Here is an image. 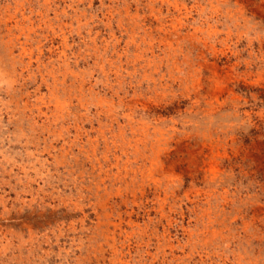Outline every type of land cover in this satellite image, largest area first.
Wrapping results in <instances>:
<instances>
[{
	"label": "rangeland",
	"instance_id": "1",
	"mask_svg": "<svg viewBox=\"0 0 264 264\" xmlns=\"http://www.w3.org/2000/svg\"><path fill=\"white\" fill-rule=\"evenodd\" d=\"M222 263L264 264V0H0V264Z\"/></svg>",
	"mask_w": 264,
	"mask_h": 264
},
{
	"label": "bare ground",
	"instance_id": "2",
	"mask_svg": "<svg viewBox=\"0 0 264 264\" xmlns=\"http://www.w3.org/2000/svg\"><path fill=\"white\" fill-rule=\"evenodd\" d=\"M161 1V0H160ZM47 2V1H46ZM145 3V2H144ZM169 4H170V2H169ZM127 6V5H126ZM130 6V5H129ZM149 6H151V5H149ZM155 6V5H154ZM139 7V6H138ZM175 7H176V5H175ZM213 8V7H212ZM129 9V8H128ZM138 12V11H137ZM128 13H129V11H128ZM42 16V15H41ZM181 16V15H180ZM156 19V18H155ZM133 21V20H132ZM128 27V26H127ZM164 27V26H163ZM12 29V28H11ZM159 29V28H158ZM171 29V28H170ZM12 32V31H11ZM170 32V31H169ZM186 33V32H185ZM68 36V35H67ZM128 36V35H127ZM65 40V39H64ZM126 43V42H125ZM25 50V49H24ZM23 53H26V52H23ZM79 55V54H78ZM102 59V58H101ZM114 59V58H113ZM150 59V58H149ZM109 60H111V59H109ZM112 61V60H111ZM148 63H149V61H148ZM110 64V63H109ZM112 64V63H111ZM69 65V64H68ZM30 66V65H29ZM47 67V66H46ZM155 67V66H154ZM182 67V66H181ZM206 67H208V66H206ZM51 71V70H50ZM40 72V71H39ZM51 74V73H50ZM200 74V73H199ZM214 75H215V73H213ZM193 78V77H192ZM77 79H78V77H77ZM143 80V79H142ZM172 82V81H171ZM174 82V81H173ZM72 85V84H71ZM74 87V86H73ZM76 89V88H75ZM71 90V89H70ZM82 90H83V88H82ZM79 103V102H78ZM139 127V126H138ZM110 129V128H109ZM100 130V129H99ZM165 155V154H164ZM167 157V156H166ZM155 163H157V162H155ZM159 163V162H158ZM164 165V164H163ZM143 166V165H142ZM154 166V165H153ZM156 168V167H155ZM153 171V170H152ZM169 171V170H168ZM161 173V172H160ZM145 174V173H144ZM168 174V173H167ZM172 174V173H171ZM149 175V174H148ZM152 175V174H151ZM169 175V174H168ZM154 176V175H153ZM135 177V176H134ZM164 177V176H163ZM158 190V189H157ZM221 190V189H220ZM169 191V190H168ZM161 192V191H160ZM191 192V191H190ZM211 192V191H210ZM164 194V193H163ZM172 194V193H171ZM194 194V193H193ZM209 195V194H208ZM207 195V196H208ZM213 195V194H212ZM211 195V196H212ZM155 196V195H154ZM188 196V195H187ZM210 196V195H209ZM214 198V197H213ZM230 198V197H229ZM166 199V198H165ZM164 199V200H165ZM209 199V198H208ZM215 199V198H214ZM167 200V199H166ZM162 201V200H161ZM169 201V200H168ZM240 201V200H239ZM260 201V200H259ZM199 203H201V202H199ZM165 204V203H164ZM193 204V203H192ZM216 204V203H215ZM220 204V203H219ZM226 204H227V202H226ZM198 205V204H197ZM204 205V204H203ZM250 205V204H249ZM162 206H165V205H162ZM228 206V205H227ZM209 207V206H208ZM194 208V207H193ZM201 209V208H200ZM208 209V208H207ZM207 211V210H206ZM213 211V210H212ZM201 212V211H200ZM200 212H198V213H200ZM208 212V211H207ZM236 213V212H235ZM201 214V213H200ZM205 214V213H204ZM223 214V213H222ZM199 215V214H198ZM208 215H210V214H208ZM221 216V215H220ZM223 216V215H222ZM258 216V215H257ZM204 217H206V215L204 216ZM218 217V216H217ZM216 217V218H217ZM208 218V217H207ZM216 218H214V219H216ZM224 218V217H223ZM199 220V219H198ZM204 220V219H203ZM209 220V219H208ZM225 220V219H224ZM223 220V221H224ZM203 222V221H202ZM187 223V222H186ZM197 223V222H196ZM230 223V222H229ZM228 224V223H227ZM232 224V223H231ZM207 225V224H206ZM214 225V224H213ZM212 225V226H213ZM211 226V227H212ZM219 226V225H218ZM232 227V226H231ZM219 228V227H218ZM260 228V227H259ZM258 228V229H259ZM203 229V228H202ZM202 231V230H201ZM232 231V230H231ZM233 232V231H232ZM145 233V232H144ZM189 233V232H188ZM226 233V232H225ZM200 234V233H199ZM238 234V233H237ZM234 235V234H233ZM185 236V235H184ZM197 236V235H196ZM204 236V235H203ZM240 236V235H239ZM199 237V236H198ZM228 237V236H227ZM204 238V237H203ZM218 238V237H217ZM220 238H221V236H220ZM229 238V237H228ZM227 238V239H228ZM187 239H189V238H187ZM205 239V238H204ZM215 239V238H214ZM222 239V238H221ZM226 239V238H225ZM231 239V238H230ZM247 239V238H246ZM202 240V239H201ZM207 240V239H206ZM223 240V239H222ZM203 242V241H202ZM215 242V241H214ZM217 242V241H216ZM249 242V241H248ZM193 243V242H192ZM195 243H196V241H195ZM195 243H193V244H195ZM212 243H213V241H212ZM222 243V242H221ZM191 244V243H190ZM198 245V244H197ZM202 245V244H201ZM205 245V244H204ZM188 246V245H187ZM228 246V245H227ZM202 247V246H201ZM215 247V246H214ZM229 247V246H228ZM171 248V247H170ZM169 248V249H170ZM173 248V247H172ZM188 248V247H187ZM196 248V247H195ZM205 248H207L206 246H205ZM211 248V247H210ZM174 249V248H173ZM204 249V248H203ZM250 249V248H249ZM175 250V249H174ZM201 250V249H200ZM212 250V249H211ZM214 250V249H213ZM221 250H222V248H221ZM161 251V250H160ZM173 251V250H172ZM206 251V250H205ZM229 251V250H228ZM231 251V250H230ZM162 252V251H161ZM201 252V251H200ZM211 252H213V251H211ZM192 254V253H191ZM202 254V253H201ZM217 254V253H216ZM219 254H221V253H219ZM187 255V254H186ZM215 255V254H214ZM210 256V255H209ZM225 256V255H224ZM174 257V256H173ZM200 257V256H199ZM214 257V256H213ZM237 257H238V255H237ZM172 258V257H171ZM242 258V257H241ZM158 259V258H157ZM190 259V258H189ZM192 259V258H191ZM198 259V258H197ZM207 259V258H206ZM232 259H234V258H232ZM236 259V258H235ZM199 260V259H198ZM212 260V259H211ZM216 260V259H215ZM219 260H221V259H219ZM237 260H239V259H237ZM169 261V260H168ZM176 261V260H175ZM192 261V260H191ZM200 261V260H199ZM213 261V260H212ZM158 262V261H157ZM166 262V261H165ZM201 262V261H200ZM208 262V261H207ZM212 263V262H211ZM225 263H226V261H225ZM223 264V263H222ZM237 264H239V263H237ZM252 264V263H251Z\"/></svg>",
	"mask_w": 264,
	"mask_h": 264
}]
</instances>
